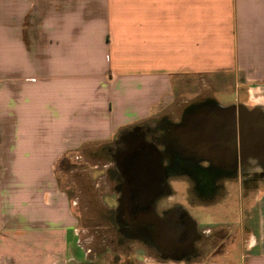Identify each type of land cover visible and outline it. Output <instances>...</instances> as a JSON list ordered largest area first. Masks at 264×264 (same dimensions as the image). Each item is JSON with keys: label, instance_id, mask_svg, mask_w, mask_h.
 I'll use <instances>...</instances> for the list:
<instances>
[{"label": "crops", "instance_id": "obj_1", "mask_svg": "<svg viewBox=\"0 0 264 264\" xmlns=\"http://www.w3.org/2000/svg\"><path fill=\"white\" fill-rule=\"evenodd\" d=\"M226 83L237 98L264 90V0H0V264H100L81 249L61 164L146 121L212 116ZM234 107L241 162V117L252 131L262 120ZM251 194L221 264H264V189Z\"/></svg>", "mask_w": 264, "mask_h": 264}, {"label": "flooded vegetation", "instance_id": "obj_2", "mask_svg": "<svg viewBox=\"0 0 264 264\" xmlns=\"http://www.w3.org/2000/svg\"><path fill=\"white\" fill-rule=\"evenodd\" d=\"M208 117L198 116L194 111L177 123L166 117L146 121L123 130L104 148V154L111 162L108 173L116 195L114 208L108 210V219L116 225L123 242L124 239L139 240L159 255L192 260L200 255L196 244L208 234L199 232L198 221L188 207L176 199L177 193L170 183L173 172L185 169L200 174L201 165H207V170L212 171L213 190L221 180L226 182V177L239 179L248 176L246 173L256 175L258 156H255V149L244 153L242 146L240 162L238 145L235 156L220 161L203 151L204 147H193V141L189 139L191 130L198 121ZM210 117L217 120L220 112L217 110ZM236 128L234 124L238 135ZM231 133L229 128L225 129L226 137L229 138ZM197 183L204 192L202 183ZM202 192L199 194L203 195Z\"/></svg>", "mask_w": 264, "mask_h": 264}, {"label": "rangeland", "instance_id": "obj_3", "mask_svg": "<svg viewBox=\"0 0 264 264\" xmlns=\"http://www.w3.org/2000/svg\"><path fill=\"white\" fill-rule=\"evenodd\" d=\"M224 86L227 89L219 88L215 92L220 104L225 107L235 104L240 110H256L264 122L263 88L242 85L241 95L237 98L238 93L231 84ZM209 92H213L211 87ZM209 101L212 104L213 100ZM259 126L251 131V137L256 140L253 149L257 150L255 156H258L256 175L246 173L248 176L239 179L226 177V182L221 180L213 190L212 171L207 170V165H201L200 174L185 169L173 172L170 183L177 193L176 199L182 201L198 221L199 232L208 234L196 244L200 255L188 260L190 264H221L222 259L227 257V251L238 252L241 237L240 196L247 203L253 202L254 196L249 194L256 189H264V127ZM95 151V154L83 152L80 157L61 164L60 180L78 217L81 249L89 256L103 253L105 259L101 256L96 258L100 264H137V256L156 252L139 240L124 239L123 242L116 225L108 219V210L114 208L116 198L114 182L108 173L111 162L102 148ZM198 181L202 183L204 192L199 188ZM243 223L242 231H245L246 221Z\"/></svg>", "mask_w": 264, "mask_h": 264}, {"label": "bare ground", "instance_id": "obj_4", "mask_svg": "<svg viewBox=\"0 0 264 264\" xmlns=\"http://www.w3.org/2000/svg\"><path fill=\"white\" fill-rule=\"evenodd\" d=\"M218 110H221L223 116L228 117L222 121V123L215 121L212 117H208L202 122H197L194 126L195 129H192L189 139L193 141V147L201 149L204 147L203 151H208L210 155H213L215 160L226 159L228 156H235L236 149L238 145L237 135L234 131L235 123V112L236 109L233 106L222 107ZM228 115V116H227ZM250 117L243 115L242 120L247 119L245 123H242V132L244 135L242 141V149L244 153L250 150L253 146L256 145V140L254 137H251V129H249L248 120ZM259 123V121L257 122ZM229 128L232 133L226 137L225 129ZM236 136V138H235ZM261 138H259L260 140ZM258 144V143H257Z\"/></svg>", "mask_w": 264, "mask_h": 264}, {"label": "water", "instance_id": "obj_5", "mask_svg": "<svg viewBox=\"0 0 264 264\" xmlns=\"http://www.w3.org/2000/svg\"><path fill=\"white\" fill-rule=\"evenodd\" d=\"M233 107H234V105H232ZM225 107V106H224ZM227 107H230V106H227ZM222 108V107H221ZM247 121V119H245V120H242L241 121V123H245ZM234 124H236V121H235V123ZM248 124H249V121H248ZM258 125H260V126H263L264 127V122L263 121H260V123L258 124ZM235 138H236V136H235Z\"/></svg>", "mask_w": 264, "mask_h": 264}]
</instances>
